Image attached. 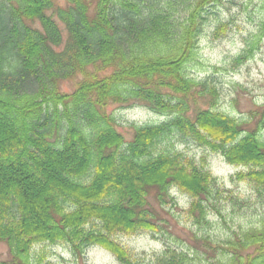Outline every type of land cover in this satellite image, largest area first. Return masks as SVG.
Here are the masks:
<instances>
[{"label":"trees","instance_id":"trees-1","mask_svg":"<svg viewBox=\"0 0 264 264\" xmlns=\"http://www.w3.org/2000/svg\"><path fill=\"white\" fill-rule=\"evenodd\" d=\"M9 1L0 2V241L10 259L0 264H41L35 251L47 244H66L78 258L98 246L121 264H142L120 237L160 232L161 208L182 209L199 229L223 218L237 197L205 164L162 144L175 136L248 167L232 179L264 200V105L246 128L219 109L212 76L187 72L207 6L221 0ZM227 30L221 23L214 37ZM78 76L75 91L61 89ZM109 105L169 119L133 125L127 140ZM202 238V254L167 245L154 264H264V225Z\"/></svg>","mask_w":264,"mask_h":264},{"label":"rangeland","instance_id":"rangeland-1","mask_svg":"<svg viewBox=\"0 0 264 264\" xmlns=\"http://www.w3.org/2000/svg\"><path fill=\"white\" fill-rule=\"evenodd\" d=\"M58 1L65 4V0ZM0 2L7 6L10 4L9 0ZM207 10L198 48L187 72L198 80L212 76L219 90V109L247 122L246 128L255 127L253 115L264 105V0H221L208 5ZM223 22L228 24V30L222 37L215 38V29ZM252 47L254 50L249 59L235 65L236 57ZM81 79L82 76H78L66 80L61 89L71 93ZM107 112L115 117L118 130L127 140L133 138V125L158 124L169 119L168 115L145 106L109 105ZM162 144L170 150L183 151L205 164L219 182L234 193L238 202H227L224 208L221 207L223 218L215 214L212 225L203 229L194 227L182 209L171 206L161 208L167 222L160 232L142 231L120 237V241L142 259V264H154L156 256L167 245L192 248V251L199 249L202 254L206 249L204 235L219 241L241 226L264 225V200L258 197L250 182L232 179L233 175L248 167L234 166L222 153L201 147L181 136L172 137ZM176 195L181 204L188 199L179 191ZM154 204L157 207V203ZM35 252L37 260L44 256L41 264H121L111 252L98 246L89 248L81 258L76 257L66 244L41 245ZM9 259V247L0 241V261ZM202 262L208 264L205 260Z\"/></svg>","mask_w":264,"mask_h":264},{"label":"bare ground","instance_id":"bare-ground-1","mask_svg":"<svg viewBox=\"0 0 264 264\" xmlns=\"http://www.w3.org/2000/svg\"><path fill=\"white\" fill-rule=\"evenodd\" d=\"M223 155V154H222ZM224 156V155H223ZM226 159V158H225Z\"/></svg>","mask_w":264,"mask_h":264}]
</instances>
